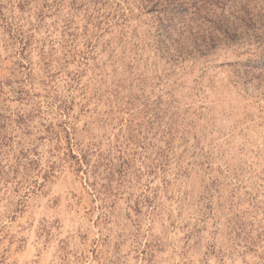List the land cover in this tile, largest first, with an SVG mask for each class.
Instances as JSON below:
<instances>
[{"label":"rangeland","instance_id":"1","mask_svg":"<svg viewBox=\"0 0 264 264\" xmlns=\"http://www.w3.org/2000/svg\"><path fill=\"white\" fill-rule=\"evenodd\" d=\"M126 1L97 18L90 0H0V164L24 148L37 159L0 176V264H264L255 46L172 63L155 53L152 13ZM66 131L92 172L65 157Z\"/></svg>","mask_w":264,"mask_h":264},{"label":"trees","instance_id":"2","mask_svg":"<svg viewBox=\"0 0 264 264\" xmlns=\"http://www.w3.org/2000/svg\"><path fill=\"white\" fill-rule=\"evenodd\" d=\"M76 0H71L69 9L76 11ZM92 6L96 8L97 18H102L99 6L107 0H90ZM127 7L130 9L136 3L139 11L153 15L151 24L152 42L157 53L162 58L169 59L172 63H178L187 57H207L221 46L230 47H251L255 46L257 56L253 62H248L244 66L247 68L245 75L255 69L264 68V0L261 6H256L255 0H127ZM126 1V2H127ZM256 8H259L256 10ZM42 13V12H41ZM41 15V14H40ZM41 17V16H40ZM11 29L12 24L5 22ZM18 28V27H17ZM16 28L18 37L21 36V29ZM70 29L69 22L64 26ZM87 55L89 56L96 47L91 39L87 40ZM20 51L26 50L28 43L25 39L19 41ZM20 53V54H21ZM86 55V56H87ZM26 69V66H21ZM239 76V75H238ZM22 83L27 81L24 75ZM22 86L18 94H23ZM24 116L18 117V124L25 122ZM5 118L0 115V153L7 146L8 138L3 131ZM66 133H68L66 131ZM68 153L65 157L72 160L73 164L82 172H92L96 165L91 164L89 155L91 149H78L79 145L72 142L67 136ZM73 147L79 152L74 151ZM33 152L29 149H22L15 157L14 165L3 167L0 164V176L5 179L10 172H17L18 166H22L26 172L37 164V159L28 157ZM35 152V151H34ZM99 153V152H98ZM35 155V154H34ZM97 157L102 160L99 153ZM22 159L27 163L21 164ZM104 159V158H103ZM63 160V159H62ZM106 160V159H105ZM106 162V161H105ZM53 164V163H52ZM47 168L53 171V165ZM108 172L113 171L114 164L107 161L105 163ZM49 172V171H48Z\"/></svg>","mask_w":264,"mask_h":264}]
</instances>
